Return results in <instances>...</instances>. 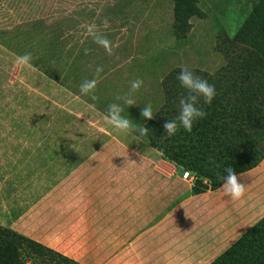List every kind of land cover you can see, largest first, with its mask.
<instances>
[{
  "label": "rangeland",
  "instance_id": "obj_1",
  "mask_svg": "<svg viewBox=\"0 0 264 264\" xmlns=\"http://www.w3.org/2000/svg\"><path fill=\"white\" fill-rule=\"evenodd\" d=\"M256 1L198 0L205 16L192 17L186 36L178 38L172 0H0V107L16 106L18 133L34 129L32 138L41 135L42 116L63 124V131L43 130L42 135L65 142L58 148L59 161L35 160L36 152L53 153L46 145L18 146L11 160L0 155V224L83 264H106L188 196L196 178L213 187L222 181L219 173L226 175L224 168L237 172L254 164L264 150L258 145L261 131L256 138L234 140L233 126L218 114L222 106L216 96L209 105L201 100L207 116L191 132L180 128L169 136L163 125L178 116L179 100L187 95L176 78L181 68L212 85L253 74L257 52L232 35ZM90 24L116 43L113 52L119 59H110L87 35ZM25 53L45 72L75 87L90 75L96 78L97 67H116L113 73L129 76L131 83L141 79L143 85L131 94L137 105L125 106L124 116L142 125L148 119L142 120L141 110L150 103L155 114L147 121L149 135L141 136L144 141L123 139L126 145L119 148L121 154L112 152V163L86 162L88 147L81 146L78 153L74 142L79 137L88 142L92 132L75 129L74 111L46 99L36 83L25 82V77L44 73L15 65ZM240 90L249 91L246 86ZM31 107H43L46 114L27 113ZM226 114L232 117L230 109ZM206 141L210 144H202ZM41 166L48 170L30 169ZM56 166L63 173H50ZM186 170L189 178L184 179Z\"/></svg>",
  "mask_w": 264,
  "mask_h": 264
},
{
  "label": "crops",
  "instance_id": "obj_2",
  "mask_svg": "<svg viewBox=\"0 0 264 264\" xmlns=\"http://www.w3.org/2000/svg\"><path fill=\"white\" fill-rule=\"evenodd\" d=\"M112 45L115 50L116 43ZM8 54L10 52L6 51L5 56L8 57ZM109 58L119 59L114 52ZM124 58L129 60L131 56L126 55ZM116 70V67L104 68L100 77H96L98 84L95 100L80 93L81 83L75 82L77 85L75 87V84L70 85L67 80L49 72L24 79L26 83H36L35 88L43 92L46 99L52 97L57 106L74 111L75 129L80 132L89 129L92 132L93 138L88 142H82L81 137L74 142L78 153L81 151V146L88 147L89 156L84 159L89 163L92 161L112 163L115 160L112 152L121 154L122 150L119 148L126 145L123 139L134 137L136 140L144 141L138 134L116 132L104 122L109 104L121 103L125 111L127 105L122 101H116L115 97L131 92L129 76L113 73ZM16 77L15 75L10 81L15 83ZM91 79L90 75L89 80ZM213 85L216 89V97L219 99L217 104L222 106L219 107L218 114L224 118L225 124L233 126L231 134L233 139L246 136H249V139L256 138L257 132L261 131L258 145L264 146V63L259 59V55L254 60L251 76L238 75L229 80H216ZM244 86L249 91L242 92L240 89ZM227 109L231 110L232 117L228 114L224 116ZM30 110L27 113L46 114V109L43 107H31ZM0 113L5 115L0 117V155L7 154L8 160H11L12 156L19 153L18 146L46 145L52 146L53 153L36 152L35 160L38 159L40 162L60 160L61 153L58 148L64 146L65 142L62 138L52 136L49 139L48 135L43 137L42 134L43 130H47L46 133L48 130L52 133L63 131V124L59 125L58 122L42 116L45 122L44 126L42 123L40 125L41 135L32 138L34 129L25 128L22 130H26V133L23 135L18 133L16 106L0 107ZM124 114L126 113L123 112L122 115ZM147 121L143 120L142 125L148 128ZM76 122L79 124H75ZM207 131H215V129ZM202 144L207 145L210 142L206 141ZM30 169L43 171L48 170V167ZM49 170L50 173H63L58 166L50 167ZM236 173L238 176L243 173L240 182L244 183L246 191L242 200L234 201L225 195L221 187L223 181L213 187L209 185V188L203 192L190 193L156 223L113 254L106 264H209L212 262L264 216V150L254 164Z\"/></svg>",
  "mask_w": 264,
  "mask_h": 264
},
{
  "label": "trees",
  "instance_id": "obj_3",
  "mask_svg": "<svg viewBox=\"0 0 264 264\" xmlns=\"http://www.w3.org/2000/svg\"><path fill=\"white\" fill-rule=\"evenodd\" d=\"M172 28L185 37L192 17L202 18L198 0H172ZM232 40L255 50L264 63V0H257L232 35ZM33 63V62H32ZM35 67L46 73L40 66ZM209 185L196 178L191 193ZM0 264H83L78 260L12 228L0 224ZM209 264H264V216Z\"/></svg>",
  "mask_w": 264,
  "mask_h": 264
},
{
  "label": "clouds",
  "instance_id": "obj_4",
  "mask_svg": "<svg viewBox=\"0 0 264 264\" xmlns=\"http://www.w3.org/2000/svg\"><path fill=\"white\" fill-rule=\"evenodd\" d=\"M105 24L107 21L105 20ZM87 35L90 36L95 44L103 47L108 55H112L114 48L112 42L107 39L95 24H90L86 28ZM89 50L85 49L87 54ZM18 67L27 68L31 71H36V67L32 64L31 53H25L18 56L15 60ZM101 67L96 68V76L102 72ZM177 80L180 82L182 88L187 92V95L179 100V114L172 120H167L163 127L169 136L175 135L180 128L187 132H191L193 125L196 121L203 119L207 116V112L200 107L201 100L205 105L212 103L216 96L215 86L210 84L206 79L196 75L187 67L181 68L177 75ZM98 84V79L85 80L80 85V93L82 95L90 96L93 100L97 99L95 90ZM143 85L141 79H136L131 83V92L124 95H117L116 101H122L128 107L137 105L136 101L131 97V93L138 91ZM124 107L121 103L113 102L108 105L107 114L104 116V122L111 127L112 130L124 134H138L139 136H146L148 128L133 122L128 116L122 115ZM152 105L149 103L141 110V116L145 119L151 120L154 118ZM226 175H221L219 178L223 181L221 187L225 195L229 196L234 201L242 200L245 195V185L241 183V176L231 167L224 168Z\"/></svg>",
  "mask_w": 264,
  "mask_h": 264
},
{
  "label": "built area",
  "instance_id": "obj_5",
  "mask_svg": "<svg viewBox=\"0 0 264 264\" xmlns=\"http://www.w3.org/2000/svg\"><path fill=\"white\" fill-rule=\"evenodd\" d=\"M182 178L186 179V178H189V171H184L183 174H182Z\"/></svg>",
  "mask_w": 264,
  "mask_h": 264
}]
</instances>
